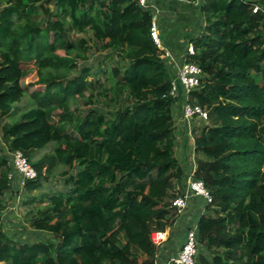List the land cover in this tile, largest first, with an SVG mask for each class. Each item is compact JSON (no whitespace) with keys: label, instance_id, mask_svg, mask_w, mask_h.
<instances>
[{"label":"trees","instance_id":"1","mask_svg":"<svg viewBox=\"0 0 264 264\" xmlns=\"http://www.w3.org/2000/svg\"><path fill=\"white\" fill-rule=\"evenodd\" d=\"M184 1L203 22L185 59L202 70L189 99L208 114L192 132L194 178L212 199L196 221L195 264H264V0ZM3 2L0 120L26 95L34 105L0 123L1 141L37 172L22 189L28 197L66 170L30 222L38 241L0 229V264H157L150 235L178 221L171 203L187 177L175 158L177 99L150 39V10L136 0ZM90 52L104 56L95 67L85 64ZM111 57L122 66L108 72L102 62ZM28 64L42 91L23 85ZM104 101L112 111L98 107ZM49 144L53 152L37 158ZM11 171L0 152V210L13 195Z\"/></svg>","mask_w":264,"mask_h":264},{"label":"crops","instance_id":"2","mask_svg":"<svg viewBox=\"0 0 264 264\" xmlns=\"http://www.w3.org/2000/svg\"><path fill=\"white\" fill-rule=\"evenodd\" d=\"M150 12L155 17L160 39L169 58L166 64L172 78L184 60V52L189 41L199 35L203 22L197 5L178 2L177 0H149ZM185 99L184 92L179 88L176 109L172 112L175 127V158L187 177L195 169V154L193 148V130L199 128L203 122L193 121L188 127L181 120V107ZM20 191L18 177L13 176L10 189ZM184 186L182 192L184 193ZM205 206L202 199L189 197L187 208L182 211V216L174 227L166 229L168 240L164 243L157 255V264H167L169 259L176 255L181 248L187 230L196 226L197 218L204 213ZM192 223V225H190ZM176 239L175 245H170L172 238Z\"/></svg>","mask_w":264,"mask_h":264},{"label":"built area","instance_id":"3","mask_svg":"<svg viewBox=\"0 0 264 264\" xmlns=\"http://www.w3.org/2000/svg\"><path fill=\"white\" fill-rule=\"evenodd\" d=\"M149 0H136L139 7L143 9H149ZM178 2H184V0H177ZM258 7H254L253 12L256 13ZM150 39L155 48L163 53L164 60L169 58V54L166 52L162 45L159 30L156 24L155 17L152 16L150 25ZM194 55V48L192 44H188L184 52V60L182 65L178 68L176 74L171 78L169 96L178 99L179 88L184 92L185 99L181 107V120L188 127L193 121L206 122L208 119L207 111L194 102H190V93L195 91L200 86V80L202 77V70L194 63L186 61L185 57H191ZM10 155V167L12 171L8 174L7 179L13 180V176L18 177V186L21 189L25 185L37 178V172L27 161L20 151H14ZM194 171L187 176L184 186L183 196L177 197L171 203L172 207H175L178 212H182L187 208V201L189 197H197L202 199L206 205L210 204L212 199L207 192L204 184L201 181L195 180ZM1 227V223H0ZM151 242L156 247H161L168 240L167 233L165 232H152L150 235ZM196 226L189 228L185 234L184 242L179 251L169 259L170 264H195V257L197 254L196 248Z\"/></svg>","mask_w":264,"mask_h":264},{"label":"rangeland","instance_id":"4","mask_svg":"<svg viewBox=\"0 0 264 264\" xmlns=\"http://www.w3.org/2000/svg\"><path fill=\"white\" fill-rule=\"evenodd\" d=\"M4 0H0V6L4 4ZM91 33L88 32L87 34L81 35V34H75L73 35V39L77 40L79 38H90ZM88 59L86 60L87 66H96L99 64L103 59V54H97L96 52H90L88 54ZM111 60L107 62H102L103 69H106L108 72L114 65H120L116 61L115 57H111ZM82 63V62H79ZM27 71L25 79L23 80V85L27 87L28 94L32 91H42L43 87L42 85H38L36 82V77L34 75V72L30 69L32 68L30 64ZM82 65V64H80ZM122 66V65H120ZM101 79V82L105 79V77L98 76ZM71 109H77L78 112L83 111V105L80 101H71ZM105 103V104H104ZM104 103L99 104L100 109H108L111 110L114 108L113 104L109 101H104ZM107 104V105H106ZM34 103L30 102L29 96L26 95V97L23 98V100L16 104L15 107L17 108L16 113L12 117H5L4 119L0 120V123H9L12 119L16 118L19 113H21L23 110L33 106ZM106 105V106H105ZM99 109V110H100ZM176 109V103L173 106V112ZM18 112V113H17ZM54 144H49L44 150L40 151L37 154V158L49 154L53 152ZM0 152L2 155L7 157V159L10 161V155L7 153L3 142L0 138ZM66 168L63 166L58 167L53 175L50 177V179L43 183V187L39 191H35L31 194L30 197H35L36 201L34 203H30L27 205V203L30 200V197L22 194V189L19 192L16 189H12L13 195L10 198H6V203L3 206V208L0 210V223H1V230L5 232L10 238H12L14 241L17 242H33L38 241V237L36 236V231L31 227L30 222L32 220V217L37 213L38 210L44 208L46 206V203H42L41 195L47 193H52L54 191L62 189V182L65 178L64 175H62V172L65 171ZM201 209H205V206H203ZM183 213H180V216H182ZM180 218V217H179ZM178 218V219H179ZM192 225V223L190 224ZM41 238L43 237L44 241H51L53 240L52 237L49 234H41ZM176 239L173 237L170 240V245H175Z\"/></svg>","mask_w":264,"mask_h":264}]
</instances>
